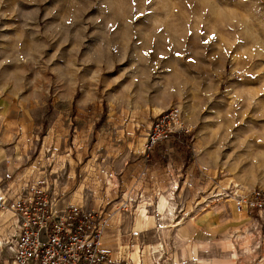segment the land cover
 Instances as JSON below:
<instances>
[{"label": "rangeland", "instance_id": "rangeland-1", "mask_svg": "<svg viewBox=\"0 0 264 264\" xmlns=\"http://www.w3.org/2000/svg\"><path fill=\"white\" fill-rule=\"evenodd\" d=\"M175 106L186 131L159 144L155 159L165 180H181L162 191L172 224L111 255L120 264H264V214L237 213L228 196L264 187V0H0V138L42 162L46 180L59 172L66 185H49L57 199L82 198L110 217L107 156ZM15 221L0 208V264H13Z\"/></svg>", "mask_w": 264, "mask_h": 264}, {"label": "built area", "instance_id": "built-area-1", "mask_svg": "<svg viewBox=\"0 0 264 264\" xmlns=\"http://www.w3.org/2000/svg\"><path fill=\"white\" fill-rule=\"evenodd\" d=\"M181 108L160 112L147 132L146 153L185 132ZM45 178L22 185L15 193L0 192V208L15 215L9 240L13 264H120L101 242L107 215L96 207L61 205ZM237 213L264 214V187L231 191Z\"/></svg>", "mask_w": 264, "mask_h": 264}, {"label": "crops", "instance_id": "crops-1", "mask_svg": "<svg viewBox=\"0 0 264 264\" xmlns=\"http://www.w3.org/2000/svg\"><path fill=\"white\" fill-rule=\"evenodd\" d=\"M140 121L139 125H143L147 119L141 118ZM146 135V129H143L138 135L128 134L127 137H131V140H127V143L121 140L120 142L123 144L112 151L113 154L107 156L110 160L112 158L114 159L113 163L108 165L109 167L105 164L106 167L104 165L103 170H100L101 174L104 173L101 175L102 180H105L111 187H114L116 192L115 196L110 197L111 199L113 197L112 203L107 205V208L111 211V216L107 218V221L102 226L101 238L102 245L113 255H118L119 253L125 254L126 248L130 246L131 242L136 241V233L139 234V242H141L142 238L147 233L158 232L161 228L162 221H167L172 224L171 214H169L168 210L166 211V207L160 205V201L162 196L170 200L171 198L163 193L167 191L165 187L169 184L176 187V184L181 180H165L164 176L161 174V166L159 162L155 160L159 150L155 148L158 150L156 153L153 151L148 154L145 151V144L147 141ZM122 136H124V134H122L121 137ZM17 138L16 136L15 139ZM11 140L12 139L9 135L7 136V134L0 138L1 187H20L22 184L34 183L35 180L43 178L46 175L44 167L41 166L43 163H29L27 156H24L25 151L21 150L19 145L13 148L12 145L9 144ZM130 141L132 142L130 143ZM83 169L79 185H84L87 182V180H85L87 166ZM67 172L69 173L68 183L74 182L76 174L75 168L68 169ZM57 173L59 174L55 169L52 170V177H49L48 186L51 185L52 182L55 192L58 193L65 182L58 180ZM183 182L185 184V181ZM183 182L181 185L179 184V195ZM158 191H160V193H158ZM128 200H132V203L137 201L134 210L133 208L132 210H127L121 207V203L124 201L127 202ZM106 201L105 204H107ZM59 202L61 205L74 204L84 206L85 204L82 198L75 196L59 198ZM146 224H148V226ZM175 226H178V223ZM192 226L193 223L189 222L185 223L182 227H177L178 234L182 235L184 230H189Z\"/></svg>", "mask_w": 264, "mask_h": 264}, {"label": "bare ground", "instance_id": "bare-ground-1", "mask_svg": "<svg viewBox=\"0 0 264 264\" xmlns=\"http://www.w3.org/2000/svg\"><path fill=\"white\" fill-rule=\"evenodd\" d=\"M169 202V200H167L166 198H164V200H163V202ZM144 206V205H143ZM146 206V205H145ZM166 210H168V212H169V214H171V216H173L174 215V206H173V204L172 203H169L168 204V209H166ZM167 212V213H168ZM148 216V215H147ZM170 216V215H169ZM150 218V217H149ZM146 220V219H145ZM144 220V221H145ZM164 224V223H163ZM147 226H148V224H146ZM161 229H162V231L164 232L165 230H166V232H167V229H168V227H166V225H161ZM165 234V233H164ZM137 235H139L138 233H137ZM136 235V236H137ZM138 237H136V239H137ZM177 241H179V239L177 238ZM125 248V247H124ZM123 248V249H124ZM121 252V251H120ZM120 254V253H119ZM155 257V256H154Z\"/></svg>", "mask_w": 264, "mask_h": 264}]
</instances>
